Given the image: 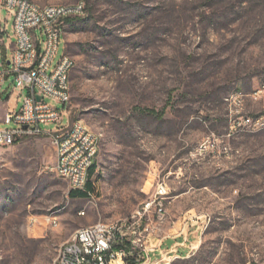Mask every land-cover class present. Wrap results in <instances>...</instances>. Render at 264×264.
Returning <instances> with one entry per match:
<instances>
[{"label":"rangeland","instance_id":"374dc122","mask_svg":"<svg viewBox=\"0 0 264 264\" xmlns=\"http://www.w3.org/2000/svg\"><path fill=\"white\" fill-rule=\"evenodd\" d=\"M31 1L85 3L54 65L67 48L70 123L102 140L77 199L55 171L51 137L0 148V264H55L76 231L130 217L158 181L171 193L155 243L167 251L187 239L170 264H264V0ZM1 20L8 62L14 19ZM10 94L20 109L27 92ZM236 94L242 107L228 102ZM240 117L260 126L239 128Z\"/></svg>","mask_w":264,"mask_h":264},{"label":"built area","instance_id":"2783aa9c","mask_svg":"<svg viewBox=\"0 0 264 264\" xmlns=\"http://www.w3.org/2000/svg\"><path fill=\"white\" fill-rule=\"evenodd\" d=\"M3 12L14 19L16 42L11 46L10 60L0 61V102L9 91L27 95L20 109L6 115L4 123L13 127L0 128V148L12 147L31 137H51L56 147L58 177L69 183L70 191L85 192L102 134L81 121L70 123L71 74L76 63L67 48L54 64L61 43L65 42L67 23L85 17L86 5L80 2L42 6L31 0H0V24ZM5 33L1 28L0 41L4 44ZM228 102L242 107L243 95L231 96ZM66 118L68 124L63 127ZM260 121L240 117L237 126L258 128ZM51 125L57 126L55 131L45 129ZM170 193L167 183L158 181L148 200L130 217L76 231L61 246L55 264H163L167 259L170 260L165 264H170L171 258H180L179 244L167 251H161L162 243L149 245V238L159 240L152 236V224L166 219ZM53 225L57 227L58 223ZM157 252L160 260L154 259Z\"/></svg>","mask_w":264,"mask_h":264},{"label":"crops","instance_id":"0c3cea01","mask_svg":"<svg viewBox=\"0 0 264 264\" xmlns=\"http://www.w3.org/2000/svg\"><path fill=\"white\" fill-rule=\"evenodd\" d=\"M10 93H6L4 95V100L0 102L1 107H0V124L4 123V119L6 117V115L11 112L14 111L18 108V106H7V102L10 100ZM186 242L187 239L186 237L183 238L182 242H178L177 244H179L182 248L186 246ZM153 244L155 245V241L153 242Z\"/></svg>","mask_w":264,"mask_h":264},{"label":"trees","instance_id":"16d2710c","mask_svg":"<svg viewBox=\"0 0 264 264\" xmlns=\"http://www.w3.org/2000/svg\"><path fill=\"white\" fill-rule=\"evenodd\" d=\"M92 168L97 169V165L96 163L94 164V166ZM91 186V182L90 180L87 183V188H89ZM69 197L72 199H77V198H87V195L85 194V192H79V191H73L71 190L69 192Z\"/></svg>","mask_w":264,"mask_h":264},{"label":"bare ground","instance_id":"6f19581e","mask_svg":"<svg viewBox=\"0 0 264 264\" xmlns=\"http://www.w3.org/2000/svg\"><path fill=\"white\" fill-rule=\"evenodd\" d=\"M159 221H162V220H159ZM153 234V233H152ZM149 241H151V238H149Z\"/></svg>","mask_w":264,"mask_h":264},{"label":"water","instance_id":"95a60500","mask_svg":"<svg viewBox=\"0 0 264 264\" xmlns=\"http://www.w3.org/2000/svg\"><path fill=\"white\" fill-rule=\"evenodd\" d=\"M39 99H42L41 97Z\"/></svg>","mask_w":264,"mask_h":264}]
</instances>
